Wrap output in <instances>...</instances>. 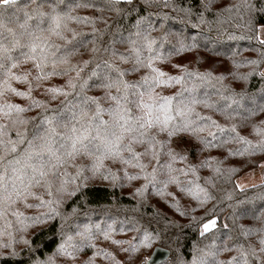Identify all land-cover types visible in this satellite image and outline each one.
Masks as SVG:
<instances>
[{"label": "snow or ice", "instance_id": "snow-or-ice-1", "mask_svg": "<svg viewBox=\"0 0 264 264\" xmlns=\"http://www.w3.org/2000/svg\"><path fill=\"white\" fill-rule=\"evenodd\" d=\"M201 4L204 10L194 13L192 8L180 7L174 0H107L108 12L118 20H132V23L129 26L119 24L116 32L105 40L111 28L109 18L76 14L78 9L92 6L89 0H27L24 3L0 0V99L9 93L30 98L32 91L42 87L44 81L53 77L63 80L62 84L45 88L47 102L33 99L25 107L6 99L0 103V120L3 121L0 123V250L12 249L8 254L16 255L14 222L9 216L15 218L19 231L29 227L26 221L37 227L60 218L63 240L54 255L37 264H75L83 255L82 250L95 247L93 241L98 234L113 245L124 243L112 239L114 223L106 228H101L100 224H70L76 210L69 215L61 211L66 199L82 195V189L87 188L91 178L101 176L111 179L113 184L120 179H143L145 183L136 188V193L141 194L149 185L155 188L157 176L163 173L167 179L159 181L163 185L157 189L159 194H166L163 189L168 185H176L180 192L191 195L199 207H204L216 199L209 187L196 183L198 168L208 166V162H190L186 169L174 167L176 163L188 161L181 145L190 146L195 138L202 150L235 142L244 147L231 151L230 155L264 152V120L251 126V131L259 136L256 143L241 135L238 125L230 123L242 107L243 96L237 99L239 94L223 86L217 88L212 83L213 80L222 81V76L189 71L183 64H170L180 73L172 75L157 66V62L163 64L172 56L196 47L195 43L180 42L179 47L171 45L167 54L163 51L165 44H170L169 37L174 35L166 29L168 20L193 29L207 23L205 12L211 5L205 0H201ZM232 8L236 9L240 21L235 27L251 33L239 38L255 40L259 54L258 60L248 61L253 65L252 70L241 79L253 74L264 78V70L258 71L259 64L264 63V20L260 19L264 17V0H260L259 7L252 0H241ZM163 9H170L176 15L163 12ZM224 10L231 11V8ZM97 23L104 27L98 28ZM73 24L88 25L91 31L77 30ZM192 39L194 41L195 37ZM14 82L27 85V89L18 90ZM173 85L179 88L171 94L157 91ZM200 85L211 86L212 94L218 99L213 100L206 90L201 95ZM57 100L56 108L48 106ZM33 107L41 111L30 119L25 118L23 114ZM198 108L210 110L229 123L222 125L210 115H201ZM246 111L250 115L257 114L255 109ZM259 112L264 113V105L259 107ZM11 131H15L14 140L8 136ZM204 133L206 135H202ZM113 167L116 172L112 171ZM128 168L138 169V172L130 174ZM69 169L74 171L70 173ZM214 171L221 174L219 167ZM181 174L195 177L187 181L194 187L181 186ZM205 184L214 186L211 180H206ZM235 187L242 188L240 184ZM35 188L44 189L48 198L37 195L33 191ZM29 197L39 203L26 204V207L44 208L45 211L26 217L15 210L16 205ZM224 199L232 200L231 194ZM259 200L264 201V196ZM215 210L213 204L212 209H205V217L191 218L190 223L200 229L201 236L218 228ZM180 214L186 215L185 212ZM246 216L257 225H241L233 246L225 245L220 249L235 251L237 255L225 262L215 260L216 251L202 252L194 254L188 264H264V208L243 209L235 219ZM223 228L228 229V225L224 224ZM120 231H125L123 225ZM251 237L256 241L252 242ZM133 239H139V244L129 242L130 247L121 248V251L137 253L140 246L150 247L154 237L143 230L142 236ZM24 244H28L26 239ZM97 254L93 253V257ZM103 255L115 260L110 252H103ZM209 256L213 259L209 260ZM80 264H93V259L80 260ZM139 264H146V261L140 260Z\"/></svg>", "mask_w": 264, "mask_h": 264}, {"label": "trees", "instance_id": "trees-1", "mask_svg": "<svg viewBox=\"0 0 264 264\" xmlns=\"http://www.w3.org/2000/svg\"><path fill=\"white\" fill-rule=\"evenodd\" d=\"M24 2H27V0H21V3ZM89 2L92 4L91 7L80 8L76 14L109 18L111 28L109 34L104 37L105 40L110 38L111 33L116 32L119 24L129 26L132 23V20H118L113 13L108 12L106 9L107 0H89ZM174 2L180 7L192 8L194 13L204 10L201 0H174ZM205 2L209 3L211 8L205 12L207 23L199 28L193 29L187 24L171 19L166 23V29L174 35L169 37L170 44H165L163 49L165 54L168 53L171 45L179 47L180 42L195 43L196 47L192 50H185L178 56H172L170 61L163 64L157 62V66L164 68L172 75H179L180 73L170 67V64H183L189 71L210 72L214 77L222 76L224 78L222 81L217 83L213 80L212 83L217 88L223 86L231 92L239 94L237 99L243 96L242 107L230 123L238 125L240 134L256 143L259 136L251 131V126L264 120V113L259 112V107L264 105V78L253 74L247 76V79H241L252 70L253 65H250L248 61L259 59L256 41L239 38L251 35L243 28L235 27L240 21L236 9L232 8V5L239 4L241 0H205ZM252 2L256 3L257 7L260 6V0H252ZM229 8H231V11L224 10ZM156 11L160 12V9H156ZM163 12H169L172 16L176 15L170 9H163ZM163 12L160 14H163ZM230 17L231 19H229ZM155 18L154 14L153 19ZM260 19L264 20V17H260ZM193 22H195V16ZM73 27L85 33L91 31V27L88 25L73 24ZM97 27L103 28L104 25L97 23ZM153 35H158V33H153ZM230 36L237 38L230 39ZM193 37H195L194 41ZM263 64H259L258 71L262 69ZM62 83L61 78L53 77L44 81L42 87L34 89L30 98H20L9 93L4 99L22 107L27 106L33 99L47 102L48 96L45 94V88ZM196 83L199 85L200 82L197 80ZM13 86L20 91L27 89V85L21 83L14 82ZM178 88L179 85H173L165 89H157V91H162V94H171ZM205 90L210 94L214 92L211 86L200 85L201 95ZM4 99H0V103H3ZM212 99L216 100L218 97L212 94ZM58 103V100L51 101L48 106L56 108ZM246 109H255L257 114L250 115V112ZM40 111L41 109L33 107L31 111L23 115L25 118L30 119ZM197 111L201 115L212 116L222 125L229 123L210 110L198 108ZM244 117H248V119L245 120ZM0 123H3V121L0 120ZM27 127L30 132L32 128L31 121ZM212 130L214 131V129ZM202 135H206V133ZM8 136L13 140L16 139L15 131L9 132ZM213 143H217V141ZM180 147L184 149L183 154L188 156V161L183 164L176 163L174 167L186 169L190 162L206 160L208 166L197 170L199 180L196 183H199L202 187H209L216 199L210 201L204 207H199L197 201L191 195L180 192L179 187L171 184L163 189L166 194H159L157 189L163 188L159 181L167 179L163 173L157 176L155 188L149 185L141 194L136 193V188L145 183L143 179L135 181L120 179L113 184L111 179L106 180L101 176L91 178L87 188L82 189V195L66 199L61 211L65 215H69L73 209L76 210L75 215H72L69 220L70 224L91 223L92 225L100 224L101 228H106L108 224L114 223L115 231L112 233V239L121 240L124 243L113 245L110 240H104L98 234L93 241L95 247L82 250L83 255L75 264H80V260L86 262L89 258L93 259V264H117L119 261H123L124 264H139L140 260L146 261L144 256L147 257L156 246L166 248L170 252L169 258L160 264H188L194 254L201 255L202 252L208 253L210 251L217 252L215 260L218 261L227 262L237 255L235 251H222L220 249H223L225 245L229 248L233 246L241 225L247 227L257 225V222L253 221L250 216L240 220L235 218L240 216L243 209L255 208L259 210L264 208V201L259 200L260 196H264V182L247 188H236V179L244 172L257 168L264 161V152L256 151L251 155L245 154L243 156L239 154L230 155L231 151L244 147L242 144L235 142L218 147H206L202 150L200 142L195 138L191 140L190 146L185 144ZM216 167L220 168L221 174L218 175L214 171ZM229 169H235V171L229 172ZM148 170L151 171V168ZM68 171L71 173L74 170L69 169ZM112 171L116 172V167H113ZM127 171L130 174H136L138 169L128 168ZM119 175L123 177L122 172ZM179 179L182 182L181 186L194 187V185H188L187 181L195 180V177L191 175L185 177L181 174ZM206 180H211L214 186L206 185ZM33 191L44 199L48 198L42 188H35ZM53 191L55 192V189ZM167 193H171V195ZM227 194H231L232 200L224 199ZM250 200L252 203H248ZM38 203L36 199L29 197L26 202L16 205L15 210L22 212L26 217H33L39 212L45 211V209L29 208L25 205H37ZM213 204L216 205L215 215L218 216V228L201 236L199 234L200 229L190 223L191 218L193 216L205 217V209H212ZM181 212H185L186 215L182 216ZM9 219L14 222L15 241L13 248L16 255L8 254L12 249L0 250V264H37V262H43L49 256L54 255L58 245L63 240L60 231L63 221L60 218L48 220L37 227H32L30 221H26L29 227L24 231L18 230L20 226L15 224L14 217L9 216ZM224 224L228 225V229L223 228ZM0 225H2V221H0ZM121 225L125 229L123 232L120 231ZM143 230H148L154 237L150 247L140 246L137 253L121 251V248L130 247L129 242L139 244V239L133 238L142 236ZM65 231L69 230L65 228ZM25 239L28 241L27 245L24 244ZM250 240L255 242L256 238L251 237ZM103 252L112 253L115 260L105 258ZM93 253L98 254L93 257ZM208 259L212 260L213 258L209 256Z\"/></svg>", "mask_w": 264, "mask_h": 264}, {"label": "rangeland", "instance_id": "rangeland-1", "mask_svg": "<svg viewBox=\"0 0 264 264\" xmlns=\"http://www.w3.org/2000/svg\"><path fill=\"white\" fill-rule=\"evenodd\" d=\"M261 70H264V64ZM264 161H262L257 168L244 172L242 175L237 177L236 184H240L242 188L258 185L264 182ZM150 255V254H149ZM149 255L144 256L147 260Z\"/></svg>", "mask_w": 264, "mask_h": 264}, {"label": "water", "instance_id": "water-1", "mask_svg": "<svg viewBox=\"0 0 264 264\" xmlns=\"http://www.w3.org/2000/svg\"><path fill=\"white\" fill-rule=\"evenodd\" d=\"M169 255L170 252L168 249L156 246L153 248L148 259L146 260V264H160L166 261L169 258Z\"/></svg>", "mask_w": 264, "mask_h": 264}]
</instances>
